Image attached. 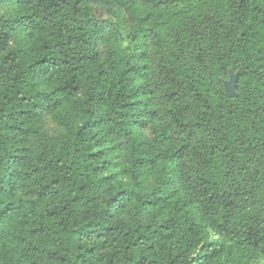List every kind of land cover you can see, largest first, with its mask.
<instances>
[{"label": "trees", "instance_id": "obj_1", "mask_svg": "<svg viewBox=\"0 0 264 264\" xmlns=\"http://www.w3.org/2000/svg\"><path fill=\"white\" fill-rule=\"evenodd\" d=\"M90 1L0 0V264H264V0H116L130 30ZM45 111L65 144L28 156ZM113 136L134 171L162 161L152 188L120 179Z\"/></svg>", "mask_w": 264, "mask_h": 264}, {"label": "rangeland", "instance_id": "obj_2", "mask_svg": "<svg viewBox=\"0 0 264 264\" xmlns=\"http://www.w3.org/2000/svg\"><path fill=\"white\" fill-rule=\"evenodd\" d=\"M89 6L98 11L99 15L103 18H108L110 16L111 20L118 23L123 30H130L132 28V24L126 16L125 10L118 5L116 0H92L89 2ZM12 9L13 7L8 2H0V16L11 18ZM9 40L8 48L3 55L14 49L18 42L22 40V37L12 34ZM97 49L103 59L108 58V47L102 39L99 40ZM94 82L95 77L93 73L82 77L78 90V97L80 99L84 100L90 98ZM97 114H104V111L99 110ZM105 127V124L98 127V135L100 137L105 134L103 131ZM35 132L36 133L26 142L27 154L31 157L38 155L47 147L61 149L67 138L66 128L58 124L53 113L49 111H45L40 121L35 123ZM137 135L145 138L147 141H150L153 137L152 131L148 125L139 127ZM109 140L111 146L114 148L112 156L117 164V169L121 172L120 179L124 180L127 185L132 184V186L136 187L138 190L141 189L145 192L152 188L157 181V171L159 167H161L162 161L160 160L153 165L148 163V167L134 171L132 169L133 158L129 150L127 139L122 136H113L109 138ZM175 181L177 185L175 187H170L166 193V197L168 198L174 199L182 194L181 183L178 182V179H175ZM23 195L26 198H31L33 196L30 192H26ZM132 216H137L143 224L157 222V220L154 219L153 213L148 212L144 215L143 211L139 209H134L128 218ZM122 218H127V216Z\"/></svg>", "mask_w": 264, "mask_h": 264}, {"label": "water", "instance_id": "obj_3", "mask_svg": "<svg viewBox=\"0 0 264 264\" xmlns=\"http://www.w3.org/2000/svg\"><path fill=\"white\" fill-rule=\"evenodd\" d=\"M239 73L234 74L230 72L228 80L224 81L225 95L229 99L237 98V84H238Z\"/></svg>", "mask_w": 264, "mask_h": 264}]
</instances>
